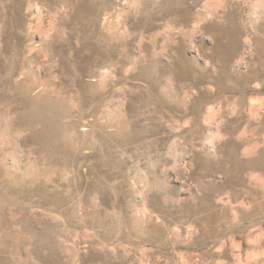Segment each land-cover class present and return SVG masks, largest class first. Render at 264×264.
<instances>
[{
  "label": "rangeland",
  "instance_id": "obj_1",
  "mask_svg": "<svg viewBox=\"0 0 264 264\" xmlns=\"http://www.w3.org/2000/svg\"><path fill=\"white\" fill-rule=\"evenodd\" d=\"M0 264H264V0H0Z\"/></svg>",
  "mask_w": 264,
  "mask_h": 264
}]
</instances>
